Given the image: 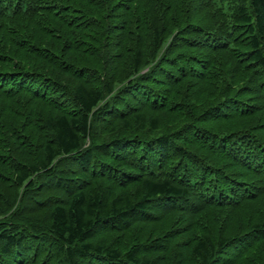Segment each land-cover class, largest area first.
Segmentation results:
<instances>
[{
  "label": "trees",
  "instance_id": "obj_1",
  "mask_svg": "<svg viewBox=\"0 0 264 264\" xmlns=\"http://www.w3.org/2000/svg\"><path fill=\"white\" fill-rule=\"evenodd\" d=\"M0 264H264V0H0Z\"/></svg>",
  "mask_w": 264,
  "mask_h": 264
}]
</instances>
